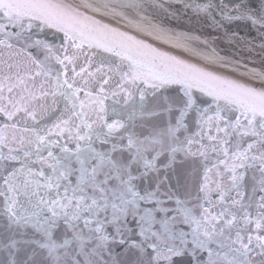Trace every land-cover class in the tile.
I'll return each instance as SVG.
<instances>
[{
    "label": "snow or ice",
    "instance_id": "obj_1",
    "mask_svg": "<svg viewBox=\"0 0 264 264\" xmlns=\"http://www.w3.org/2000/svg\"><path fill=\"white\" fill-rule=\"evenodd\" d=\"M0 264H264V0H0Z\"/></svg>",
    "mask_w": 264,
    "mask_h": 264
}]
</instances>
